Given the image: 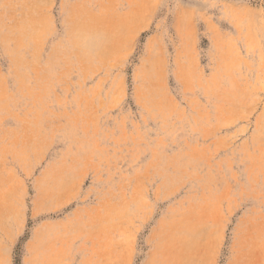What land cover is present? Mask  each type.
Wrapping results in <instances>:
<instances>
[{
  "label": "rangeland",
  "instance_id": "374dc122",
  "mask_svg": "<svg viewBox=\"0 0 264 264\" xmlns=\"http://www.w3.org/2000/svg\"><path fill=\"white\" fill-rule=\"evenodd\" d=\"M196 232L264 263V0H0V264Z\"/></svg>",
  "mask_w": 264,
  "mask_h": 264
},
{
  "label": "bare ground",
  "instance_id": "6f19581e",
  "mask_svg": "<svg viewBox=\"0 0 264 264\" xmlns=\"http://www.w3.org/2000/svg\"><path fill=\"white\" fill-rule=\"evenodd\" d=\"M159 225H160L159 228H161L162 225L164 224L160 222ZM193 234H194L193 239L191 241L187 240L185 241V243L181 244L180 248L177 247L178 249L175 254L176 261L173 258L174 259L173 261H175V262L172 261L173 264H215L216 247L213 245V241L211 237L209 235H205V236L201 235L200 232H196ZM120 255H122V253ZM131 257H132V253L127 254L126 258L124 259L122 258L121 262H119L116 258H113L109 264H128L130 263ZM49 258L52 259L51 256ZM98 258H99L98 262H96L97 264H107V254L101 255ZM52 260L55 261L54 259ZM232 264H258V261H257V258H255V256H249V255L242 254L237 257H234Z\"/></svg>",
  "mask_w": 264,
  "mask_h": 264
},
{
  "label": "crops",
  "instance_id": "0c3cea01",
  "mask_svg": "<svg viewBox=\"0 0 264 264\" xmlns=\"http://www.w3.org/2000/svg\"><path fill=\"white\" fill-rule=\"evenodd\" d=\"M37 210H38V207L36 208L35 213H37ZM252 216H254V214L251 211H246L244 214H242V216L240 217L239 220L246 221V220L250 219ZM45 223H46V220H42L39 223V226L37 225V228H35L33 233H32L31 240H29V244L33 243V242H36L38 240V238H39L38 236L40 234V232L38 233V231H42L43 230V226L45 225ZM240 255H242V254H240ZM237 256H239V254L237 252H233L231 257H229L227 259L225 264H232V262L234 260V257H237ZM255 258H259V257L255 256ZM257 261H258V264H264L260 260H257ZM215 263H216V261H215Z\"/></svg>",
  "mask_w": 264,
  "mask_h": 264
}]
</instances>
